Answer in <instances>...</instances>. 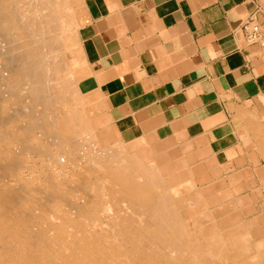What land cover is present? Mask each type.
I'll list each match as a JSON object with an SVG mask.
<instances>
[{"label": "bare ground", "instance_id": "obj_1", "mask_svg": "<svg viewBox=\"0 0 264 264\" xmlns=\"http://www.w3.org/2000/svg\"><path fill=\"white\" fill-rule=\"evenodd\" d=\"M50 2L0 0V58L5 64L0 65V90L6 95L0 97V264H264V226L258 217L251 220L257 221L252 234L256 238L252 239L247 226L238 237V249L248 256L232 246L224 256L220 253V261H214L186 234L176 210L169 205L168 195L173 191L166 179L155 174L159 165L152 163L156 172H150L143 167L146 155L128 158L125 144L106 149L103 161L98 155L90 159L94 150L92 156L84 154L87 161L84 172L74 175L76 185L63 182L64 178L60 181L59 175L46 177L52 170L45 175L42 171L46 178L38 179L39 183L32 175L22 179L25 174H17L28 161L22 158L21 148L36 150L37 156L50 162L59 161V157L65 158L61 160H66L64 164L76 162L72 151L85 145L79 139L86 137L91 127L83 112L66 115L53 110L57 102L52 93L69 82L48 79L52 63L60 60L63 47L56 48L54 43L62 45L59 24H64L48 13ZM74 90L80 93L78 88ZM24 96L32 102L30 108L40 106L45 114L34 108L41 115L36 119L34 114L22 112L23 108L13 111L11 98ZM37 130L40 135L33 133ZM109 135L107 143L111 142ZM17 146L21 151L17 152ZM159 187L168 191L158 193ZM75 192L82 196L80 202L71 201Z\"/></svg>", "mask_w": 264, "mask_h": 264}, {"label": "crops", "instance_id": "obj_2", "mask_svg": "<svg viewBox=\"0 0 264 264\" xmlns=\"http://www.w3.org/2000/svg\"><path fill=\"white\" fill-rule=\"evenodd\" d=\"M82 4L78 89L120 138L181 139L264 179V54L242 30L254 15L264 34V0Z\"/></svg>", "mask_w": 264, "mask_h": 264}, {"label": "rangeland", "instance_id": "obj_3", "mask_svg": "<svg viewBox=\"0 0 264 264\" xmlns=\"http://www.w3.org/2000/svg\"><path fill=\"white\" fill-rule=\"evenodd\" d=\"M50 1H51L50 2L51 10L48 13H51V15L53 14V16H55L56 22L58 23L63 22L64 24L62 23L59 24V33L61 34L62 37V45L60 44L61 45L60 46L59 44H56V42L54 43L56 48L63 47V49L61 48L62 49L61 54L59 53L58 55V59L60 60L54 61L52 63L53 66L52 72L51 74L48 75V79H50L51 81L54 79L56 80L63 79V81L67 80L69 82L68 85L63 84V88L62 87L58 88L54 90V92L52 93L53 100L57 102L53 110L56 111V109H58L56 112L59 111L66 115L71 112L73 114L78 113V115L79 114L82 115L83 112L84 113L83 118L85 122L88 123L89 126L91 125V127L89 133L87 132V134L86 133L84 134L85 136L87 135L86 137H84L86 139L84 138L79 139V143H83L85 145L80 146L81 147L80 151L79 150L72 151L74 152L73 155L76 157L75 159L76 162H72L73 164L69 162H66L64 164L66 160L64 162L61 161L65 159L64 157H59V161L56 159L52 161L53 162L52 163L49 160H47V157L45 158V156H41V155L37 156L35 153L37 152L36 150H32V149L23 150L21 146H17L18 147V148L16 147L17 152L21 151L22 149L21 152L25 153V155L24 153L22 154V158L24 160L27 159L29 161L28 162L27 160H25L27 161L26 167L18 171L19 173L17 174L19 176L22 173L25 174V175H21L20 177L22 178L25 176L26 179H30L34 177L36 182L38 183L39 180L41 182L42 179L44 180L48 176L53 177L56 175L57 177L59 175V177L57 178H59L60 181H62L63 180L62 178H64L65 181L63 180V182L76 185L78 184L77 183L78 180L75 177L76 176L75 174L79 172L77 175H80L84 172L83 166L87 161L85 159L86 154H88L87 157L92 156V154H94V152L96 151L97 153L95 152V155L90 157V159L98 155L100 156L99 157L100 160L103 161L105 160L104 158L107 154L106 149L111 148L116 143L123 144V146L125 144L127 146L125 150H126V156H128V158L131 157V159H135L138 158V156L146 155V153L149 154L148 156H146V159H144L145 164H143V167L149 168L150 172H154V171L156 172L155 166L152 165V163L155 162L154 163L155 165L156 164L159 165L158 168L159 170H157L155 174L157 175L158 173V176H161L163 179H166V181L169 184V188L173 191L171 195L170 194L168 195V198L171 200V202H169V205L173 206L174 209L176 210L180 219V223L182 224L186 234L190 238L197 240L198 246H201L202 250L206 254H209L210 256L214 257V261H218V260L220 261V257L222 255L224 256L230 251L227 248L233 246L232 248L234 250H237L239 253L243 255H247L243 253V250L238 249L241 241V240L239 241L238 237L242 236L243 235L242 233L247 229L245 226L248 227L249 231H252L250 233V236L254 234V232L257 230L258 227V226L255 227L257 221H254V223L251 222L254 216L259 217L257 219L259 224L262 227L264 226V179L254 178V174L252 173L249 175L248 174L244 175L240 173L241 176L240 174L237 173H228L226 172V170H224L221 167L220 164L212 161L210 158L202 157L200 155V153L203 152L204 150L202 146L199 147L197 145L191 146L189 142L181 139L170 138V137L167 138L155 134L154 135L148 134L147 136L141 139L139 138L137 140L136 139L126 140V139H122V137L120 138V135L116 133L114 127H109L107 125V122H104L106 118L100 116L95 112V110L87 100V97H85V95H81L80 93L77 94L76 91L74 90L78 88V78L82 70L81 66L83 65V57L79 44L80 31L82 24L84 22V12H83L84 10H83L82 0H50ZM35 19L37 18L35 17ZM41 29L37 28L38 31H40ZM1 39L2 38L0 37V40ZM3 60L4 59L0 58V62H1L0 65H2L1 67L5 66ZM0 95H1L0 96L1 99L3 95L6 96L4 92H1V90H0ZM24 97L11 98L12 100L10 102H12L11 107L13 111L16 110H17L16 112L26 111L25 113L34 114L33 116L36 117V119L40 118L39 117L41 116L40 114L44 113L42 107L40 106L34 107L36 111L39 112L40 110L39 112L40 114L39 113L37 114L34 108L29 107L32 105V102H29L30 99L27 97H25L24 99ZM15 101L16 103L19 102L20 103L16 104ZM30 103L31 105H29ZM27 104L28 106H26ZM20 108H23V110L21 109V111H19ZM47 115L52 117V115H50L48 112ZM94 123L95 126L92 127ZM20 126H25V125L20 124ZM33 133L39 134L38 130ZM110 133H112V135H109ZM106 135L111 136L110 137L111 142L109 141H108L109 143L106 142L107 141ZM87 137H91V138L88 139ZM44 142L49 143V141H44ZM91 145H94L95 148L93 149ZM49 150L53 151L52 148H49ZM93 150L94 152H92ZM102 150H104L105 152ZM81 153H83V155ZM76 154L77 155L80 154L79 155L80 157L77 156ZM83 156L85 157L83 158ZM160 157H163V160H165V164L156 163V161ZM30 158L31 160H29ZM32 158L34 159V161ZM44 158L45 160L43 161L42 159ZM78 159L82 160L83 163ZM47 162H48L47 164L48 167L45 165ZM148 163L149 164L151 163L150 165L152 166H150ZM68 164L70 165L68 166ZM43 165L46 166L47 169L46 167H43ZM167 166L169 167L170 171L166 169L168 168ZM31 167L34 169V171L31 170L32 169ZM28 168L30 170H27ZM47 170H49L48 171L49 173L52 170L51 173L53 175L51 173L46 174ZM42 171L44 175L46 174L45 175L46 177H44ZM70 171L74 172V174L72 175ZM59 173H61V175ZM62 173H66V174H62ZM175 175L184 176L182 183H180L179 180L177 182L169 181ZM26 176L28 177L30 176V177L27 178ZM65 178L67 179V181L69 179V181L66 182ZM156 191L158 193L163 194L168 190L166 187L163 188L159 187L156 188ZM72 196H70L71 201L77 199L78 202H80L81 200L79 198L82 197L77 192H75V194H73ZM261 236L264 235L261 234ZM254 238L256 237L252 236V239ZM249 239H251V237ZM243 242L246 243L245 241ZM220 253H222L221 256Z\"/></svg>", "mask_w": 264, "mask_h": 264}, {"label": "built area", "instance_id": "obj_4", "mask_svg": "<svg viewBox=\"0 0 264 264\" xmlns=\"http://www.w3.org/2000/svg\"><path fill=\"white\" fill-rule=\"evenodd\" d=\"M242 30L247 42L251 45H257L264 54V34L254 15H251L244 22Z\"/></svg>", "mask_w": 264, "mask_h": 264}]
</instances>
